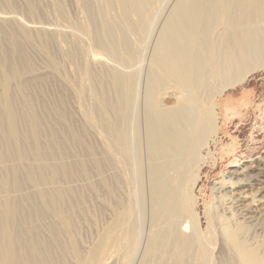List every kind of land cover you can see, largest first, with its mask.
Masks as SVG:
<instances>
[{"label":"bare ground","instance_id":"obj_1","mask_svg":"<svg viewBox=\"0 0 264 264\" xmlns=\"http://www.w3.org/2000/svg\"><path fill=\"white\" fill-rule=\"evenodd\" d=\"M263 72L264 0H0V264H210L186 185ZM229 174L226 244L264 219V156Z\"/></svg>","mask_w":264,"mask_h":264},{"label":"rangeland","instance_id":"obj_2","mask_svg":"<svg viewBox=\"0 0 264 264\" xmlns=\"http://www.w3.org/2000/svg\"><path fill=\"white\" fill-rule=\"evenodd\" d=\"M162 13L165 15L166 10L164 9ZM163 100L165 106H172L171 98L167 100V97H164ZM218 103L219 109L216 113L220 121L218 133L200 152L203 162L200 163L201 172L197 178L195 176L196 184L195 179L189 181L185 189V196L189 198L187 211L191 216L188 221V233L192 234L196 230L199 239L210 252L212 260L209 261L210 264L217 262L219 253L229 254L230 249L236 248L238 244L243 246L244 250H259L264 259L262 217L256 218L254 224L249 225L244 223L236 225V218L231 219L230 225L232 227L234 224L232 228L233 231L236 228L237 234L230 244H226L222 226L230 212L226 210L228 208L225 205L226 199L219 195L214 185L215 182L225 179L228 180L225 181L226 185L233 186L234 182L229 181V173L240 172L257 157L264 156V72L252 76L236 90L228 91ZM97 140H100L99 135ZM251 210H255V207ZM234 256H231L232 262L237 263V255Z\"/></svg>","mask_w":264,"mask_h":264}]
</instances>
